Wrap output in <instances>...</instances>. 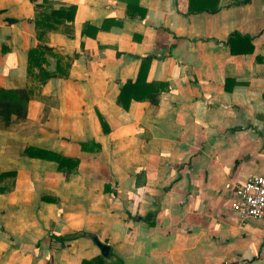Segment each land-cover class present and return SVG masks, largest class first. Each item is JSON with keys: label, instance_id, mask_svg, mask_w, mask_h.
<instances>
[{"label": "crops", "instance_id": "obj_1", "mask_svg": "<svg viewBox=\"0 0 264 264\" xmlns=\"http://www.w3.org/2000/svg\"><path fill=\"white\" fill-rule=\"evenodd\" d=\"M68 5L73 37L37 28V12ZM233 33L253 51L233 53ZM39 45L59 56L45 55L48 71L70 63L67 77L29 73ZM133 56H150L159 101L124 109ZM0 88L31 96L27 117L0 128V264H264V220L231 208L264 176V0H0Z\"/></svg>", "mask_w": 264, "mask_h": 264}, {"label": "trees", "instance_id": "obj_2", "mask_svg": "<svg viewBox=\"0 0 264 264\" xmlns=\"http://www.w3.org/2000/svg\"><path fill=\"white\" fill-rule=\"evenodd\" d=\"M35 1V0H32ZM196 4L198 1H194ZM195 3L191 2L190 12L199 10L195 7ZM38 7V6H37ZM77 11L76 5L62 6L59 9H54L51 13L39 11L35 15V24L37 28L42 29H58L60 25L64 26L63 31L68 34L69 37H73V21L75 19V14ZM132 16V14H131ZM105 21L102 27H95L90 23L84 24L82 34H90L95 37L99 30L107 29ZM91 31V32H90ZM228 44L231 46L233 53L238 52H252L254 47L251 43V38L247 36H241L237 33L230 35ZM245 45L246 48H238V46ZM50 54L56 57L57 56L50 47L39 45L29 51L28 58V68L29 73L32 74L37 81L42 84H45L47 80L55 76H68L70 63L66 62L65 68L61 65L57 67V70L50 72L47 68L44 67V63H48L46 54ZM120 55V53H119ZM137 59L142 60L140 71L138 77L135 81L128 80L120 88V93L117 99L118 104H120L124 109H128L132 101H144L147 100L153 104H157L159 101V89L157 82H147L144 80V72L146 68L147 61L150 59V56L139 57L133 56ZM63 57H61L62 59ZM69 59V58H68ZM35 69H38V72L35 73ZM30 93L27 90H6L0 88V128L8 129L12 124V117L16 116L17 119H25L28 112V104L30 101ZM99 119L103 131L108 133L109 126L105 121L104 117L99 113ZM33 151V155L42 156L43 153L46 157L59 163L62 168L64 164L68 161V165L71 163V159L62 157L61 155L55 152L43 151L34 147L26 149V154ZM38 153V154H37ZM37 154V155H36ZM43 157V156H42ZM87 235L86 233H78L69 236H58L50 235L51 243H59L60 248L65 246V242L73 239H77L81 236ZM104 259L100 257L99 260Z\"/></svg>", "mask_w": 264, "mask_h": 264}, {"label": "built area", "instance_id": "obj_3", "mask_svg": "<svg viewBox=\"0 0 264 264\" xmlns=\"http://www.w3.org/2000/svg\"><path fill=\"white\" fill-rule=\"evenodd\" d=\"M231 208L244 220H264V176L251 177L237 187Z\"/></svg>", "mask_w": 264, "mask_h": 264}, {"label": "water", "instance_id": "obj_4", "mask_svg": "<svg viewBox=\"0 0 264 264\" xmlns=\"http://www.w3.org/2000/svg\"><path fill=\"white\" fill-rule=\"evenodd\" d=\"M98 247L101 249V253L103 256L107 257L109 253V247L103 243L96 242Z\"/></svg>", "mask_w": 264, "mask_h": 264}]
</instances>
